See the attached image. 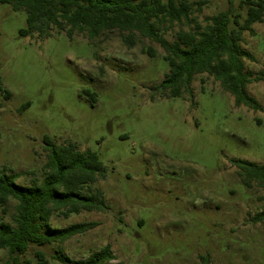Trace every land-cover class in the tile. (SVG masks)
I'll return each instance as SVG.
<instances>
[{"label":"rangeland","instance_id":"1","mask_svg":"<svg viewBox=\"0 0 264 264\" xmlns=\"http://www.w3.org/2000/svg\"><path fill=\"white\" fill-rule=\"evenodd\" d=\"M187 1L204 3L162 31L169 42L220 11L246 14L241 0ZM25 27L24 11L0 4V168L27 186L45 162L43 136L71 142L98 156L103 178L91 188L107 208L53 213L45 232L96 225L61 244L31 245L24 259L34 264L39 251L61 264L58 255L81 259L108 245L113 264H264V222L253 221L264 210V187H243L231 162L264 164V22L241 41L253 56L242 61L258 77L246 85L258 111L236 106L206 73L194 75L189 95L156 89L168 73L164 51L137 33L127 44L117 30L89 41L55 27L45 38L21 36ZM13 205L0 221L10 222ZM6 259L0 250V264Z\"/></svg>","mask_w":264,"mask_h":264},{"label":"trees","instance_id":"2","mask_svg":"<svg viewBox=\"0 0 264 264\" xmlns=\"http://www.w3.org/2000/svg\"><path fill=\"white\" fill-rule=\"evenodd\" d=\"M204 1L187 0H0L14 11H24L26 27L21 36L40 38L58 32L71 38L85 35L92 41L105 31L127 32L124 41L133 44L132 34L150 39L163 49L162 59L168 64V73L156 89L168 91L176 97L191 94L190 83L194 75L206 73L233 97L236 106L261 110L260 104L246 91V85L257 81L244 72L242 59L253 56L241 47L244 31L252 32L254 23L264 22V0H241L246 14H231L230 9L205 19V25L196 23L192 30H178L169 42L162 31L170 30L174 23L189 21L192 13H199ZM146 53L152 58L153 51ZM8 95V92L6 91ZM27 104L23 105L26 106ZM45 162L40 177L29 179L27 186L16 183L20 173H8L0 168V211L6 214L9 201H14L10 222L0 221V250H5L4 264H33L24 259L29 246L61 244L73 236L93 228L95 222L74 223L64 228L43 231L53 213L68 216L82 211H103L106 201L99 189L91 185L103 178L98 156L89 150L80 151L71 142L57 143L48 135L42 138ZM238 169V177L245 188L252 183L264 187V164L245 160H231ZM264 222V210L253 217ZM34 264H48L42 252L34 253ZM61 264H113L110 246L89 253L85 258L71 259L56 256ZM204 264H209L205 262Z\"/></svg>","mask_w":264,"mask_h":264}]
</instances>
